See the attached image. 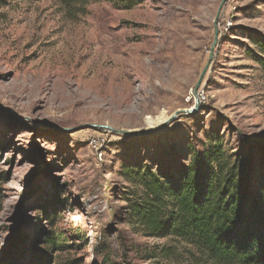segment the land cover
<instances>
[{"label":"rangeland","instance_id":"374dc122","mask_svg":"<svg viewBox=\"0 0 264 264\" xmlns=\"http://www.w3.org/2000/svg\"><path fill=\"white\" fill-rule=\"evenodd\" d=\"M82 11L0 0V264L18 252L13 262L24 264L33 243L34 256L45 249L35 241L43 229L69 240L52 258L191 264L185 242L128 223L123 169L179 168L218 142L252 191L264 186V0L101 1ZM151 70L155 86L145 82ZM53 71L69 73L72 98L54 95ZM129 74L133 87H118ZM148 115L167 119L149 128ZM151 250L160 256L144 259Z\"/></svg>","mask_w":264,"mask_h":264},{"label":"trees","instance_id":"16d2710c","mask_svg":"<svg viewBox=\"0 0 264 264\" xmlns=\"http://www.w3.org/2000/svg\"><path fill=\"white\" fill-rule=\"evenodd\" d=\"M109 1L117 8H131L139 0H60L68 15L91 3ZM264 50V46H263ZM264 67V59H261ZM192 159L179 168L141 164L125 166L123 175L131 184L128 223L145 237L179 239L191 247V264H264V186L252 191L247 171L239 159L226 155L218 142L194 149ZM81 236V230H79ZM45 249L33 250L24 264H83L68 255L52 258V251L64 252L68 238L63 233L43 229L35 236ZM160 256L145 253L144 259ZM167 252L162 253L166 257ZM20 252L5 264L14 263Z\"/></svg>","mask_w":264,"mask_h":264},{"label":"bare ground","instance_id":"6f19581e","mask_svg":"<svg viewBox=\"0 0 264 264\" xmlns=\"http://www.w3.org/2000/svg\"><path fill=\"white\" fill-rule=\"evenodd\" d=\"M150 18H151V21H152V23L154 24V22H153V19H154V16L152 15V16H150ZM126 69V68H125ZM125 69H123V70H125ZM130 70H131V68H130ZM135 70V69H134ZM47 71H48V69H47ZM55 71V70H54ZM53 71V74L54 75H57V78H55V80H54V83H53V91H54V95L56 96V97H70L71 96V94H72V91H73V85H74V82H73V80L71 79V77L69 76V73L68 72H64V71H62V72H54ZM122 70H120V72H121ZM137 72V71H136ZM135 72V73H136ZM151 73H152V75L148 78V79H146L145 80V82H147V83H150V85H153V86H155V81H154V76L155 77H157V75H156V71H150ZM149 72V73H150ZM52 73V72H51ZM52 74V75H53ZM137 78H138V74H129L126 78H125V80H123V81H121L120 82V84H118L117 86L118 87H122V88H125V89H131L132 87H133V84H134V82H136L137 81ZM75 81V80H74ZM119 81V80H118ZM114 83V82H113ZM50 84H51V80H50V78H45V80H44V83H43V87H42V92H40V94H44L46 91H48L49 89H50ZM118 90V89H117ZM121 92V91H120ZM107 93V92H106ZM115 93H116V89H115ZM75 94V93H74ZM77 94V93H76ZM79 95V94H78ZM115 95V94H114ZM40 96V95H39ZM74 96V95H73ZM107 96V95H106ZM70 98H72V97H70ZM114 98V97H113ZM112 98V99H113ZM121 98V97H120ZM73 99H76V104L77 105H82V103H83V101H84V97H83V95H80V96H78V97H74ZM118 99V98H117ZM115 100V99H114ZM98 102V101H97ZM119 105H120V103H119ZM121 107V106H120ZM120 107H118V108H120ZM83 111V107L82 108H80L79 110H78V112H82ZM77 115H79V114H77ZM80 116V115H79ZM167 118L165 117V116H160V117H158V118H154V117H152V116H147L146 117V121H147V124H148V126H149V128H154V127H156L157 125H159L160 123H163L165 120H166Z\"/></svg>","mask_w":264,"mask_h":264},{"label":"water","instance_id":"95a60500","mask_svg":"<svg viewBox=\"0 0 264 264\" xmlns=\"http://www.w3.org/2000/svg\"><path fill=\"white\" fill-rule=\"evenodd\" d=\"M202 77H203V75L201 76V79L198 81V83L196 84V87H195V93L194 94H195L196 97H197L198 89L201 86ZM102 127H104V128H110L109 126H102ZM15 240H18L16 236L10 239L9 247H8V249L6 251V254H5V257H3V259H5L6 257H8L10 255V253L12 251V248H13L15 242H16Z\"/></svg>","mask_w":264,"mask_h":264},{"label":"built area","instance_id":"2783aa9c","mask_svg":"<svg viewBox=\"0 0 264 264\" xmlns=\"http://www.w3.org/2000/svg\"><path fill=\"white\" fill-rule=\"evenodd\" d=\"M196 97V96H195ZM197 101H202L205 99V95L204 93H202V91H199L197 92V97H196Z\"/></svg>","mask_w":264,"mask_h":264}]
</instances>
